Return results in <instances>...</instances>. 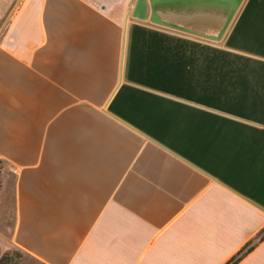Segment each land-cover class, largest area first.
Wrapping results in <instances>:
<instances>
[{
    "label": "crops",
    "instance_id": "crops-1",
    "mask_svg": "<svg viewBox=\"0 0 264 264\" xmlns=\"http://www.w3.org/2000/svg\"><path fill=\"white\" fill-rule=\"evenodd\" d=\"M134 1L0 0V255L225 264L264 228V0L219 42Z\"/></svg>",
    "mask_w": 264,
    "mask_h": 264
},
{
    "label": "water",
    "instance_id": "water-1",
    "mask_svg": "<svg viewBox=\"0 0 264 264\" xmlns=\"http://www.w3.org/2000/svg\"><path fill=\"white\" fill-rule=\"evenodd\" d=\"M244 0H135L131 17L219 42Z\"/></svg>",
    "mask_w": 264,
    "mask_h": 264
},
{
    "label": "trees",
    "instance_id": "trees-1",
    "mask_svg": "<svg viewBox=\"0 0 264 264\" xmlns=\"http://www.w3.org/2000/svg\"><path fill=\"white\" fill-rule=\"evenodd\" d=\"M264 240V228L256 235L254 239L247 242L234 256H232L225 264H238L247 254Z\"/></svg>",
    "mask_w": 264,
    "mask_h": 264
},
{
    "label": "rangeland",
    "instance_id": "rangeland-1",
    "mask_svg": "<svg viewBox=\"0 0 264 264\" xmlns=\"http://www.w3.org/2000/svg\"><path fill=\"white\" fill-rule=\"evenodd\" d=\"M4 23L0 22V29H3ZM0 264H30L26 256L17 252L11 251L0 255Z\"/></svg>",
    "mask_w": 264,
    "mask_h": 264
}]
</instances>
